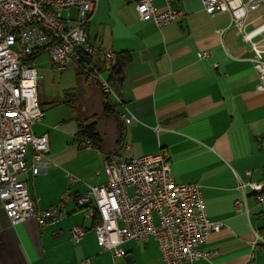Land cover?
I'll return each mask as SVG.
<instances>
[{
	"label": "crops",
	"instance_id": "1",
	"mask_svg": "<svg viewBox=\"0 0 264 264\" xmlns=\"http://www.w3.org/2000/svg\"><path fill=\"white\" fill-rule=\"evenodd\" d=\"M167 1L155 3L164 9ZM117 2H108L109 8ZM170 2L182 15L158 27L153 21L139 19L135 1L117 22L112 11L100 10L99 0L88 33L93 42L116 53H130L117 89L133 117L124 125L120 116L104 113L103 92L92 78L93 93L79 100L77 108L89 122L100 115L96 128L100 140L96 142L101 151H81V156H91L87 163L93 164L88 166V180L73 183L71 191L81 193L88 185L106 182L104 164L108 159L167 151L176 181L200 183L208 218L223 223L202 245L219 253L194 264H264V245H253L256 233L264 236V204L257 203L249 185L240 187L264 180V90L257 87L253 52L231 25L228 12L211 15L201 0ZM219 29H224L223 35ZM202 50L211 55L200 59ZM115 110L120 115L124 107ZM60 161L64 163L62 158ZM69 168L83 172L77 170L79 166ZM67 172L58 165L41 177L31 172L23 176L27 182L33 181L29 189L37 206L48 208L60 201L69 186ZM237 199L246 200L248 212L236 207ZM66 210L64 219L42 229L34 218L13 225L0 210V264H82L86 259L91 264H127V254L135 264H167L154 237L146 242L127 240L122 245L127 254L114 257L98 245L95 216H85L74 199L67 202ZM78 224L87 231L74 243L71 230Z\"/></svg>",
	"mask_w": 264,
	"mask_h": 264
},
{
	"label": "built area",
	"instance_id": "2",
	"mask_svg": "<svg viewBox=\"0 0 264 264\" xmlns=\"http://www.w3.org/2000/svg\"><path fill=\"white\" fill-rule=\"evenodd\" d=\"M141 21H153L158 27L175 22L182 11L167 1L159 9L155 0H131ZM211 14L228 12L231 25L249 43L251 61L258 72V89L264 90V20L248 29L247 18L264 6V0H201ZM99 0H0V210L11 224L34 218L42 229L67 216L66 204L74 199L85 216H95L94 231L98 245L110 250L114 257L125 256L127 240L157 239L167 264H194L211 259L218 250H205L202 245L223 223L208 218L198 182H177L167 151L144 154L128 159L106 160L107 181L88 185L86 191L73 193L71 185L83 183L67 172L69 186L58 203L48 208L36 205L24 175H40L51 166L48 133L38 134L46 108L39 97V71L34 59L49 52L58 71L70 64L83 68L96 80L103 93L124 107L120 120L124 125L133 114L123 102L115 86L102 69L112 63L116 52L101 42H93L88 33ZM73 9H75L73 11ZM264 19V13L260 16ZM257 19V18H256ZM224 34V29L218 30ZM209 50L198 52L208 58ZM107 73V74H106ZM55 127H58L56 125ZM81 148L101 151L98 143L87 135H79ZM251 171L248 174L251 175ZM255 192L257 203L264 204V180L246 182ZM239 210L248 212L245 199H237ZM87 228L75 225L71 230L74 243L80 242ZM264 245V236L256 233L253 245ZM82 264H91L86 259Z\"/></svg>",
	"mask_w": 264,
	"mask_h": 264
},
{
	"label": "rangeland",
	"instance_id": "3",
	"mask_svg": "<svg viewBox=\"0 0 264 264\" xmlns=\"http://www.w3.org/2000/svg\"><path fill=\"white\" fill-rule=\"evenodd\" d=\"M116 1L119 2L115 3V6L110 9L108 2L113 3ZM130 3H133V1L100 0L99 8L104 13L112 11L117 22H120L122 18H119V16H123L129 10L128 5ZM262 13H264V6L249 15L247 18L248 29L262 23L264 19L259 16ZM117 17L120 19L119 21ZM34 61L40 75L38 83L39 96L45 106H47L44 121L35 125L34 130L38 134L45 132L50 134L51 153L49 156L59 166H62L65 172L70 171L71 174L78 176L79 179L88 180L87 175L91 171L88 166L93 163H87V161H92L90 155L81 156V151H85L86 148L79 146L77 133L81 124H87L89 120L81 116L77 106L79 100L85 99L93 93L94 80L84 72L82 67L75 64L68 65L63 71H58L52 63L49 52L40 54ZM110 100L115 104L117 110L121 111L122 105L118 104L113 97ZM55 124H59L58 127H55ZM60 158L64 161L63 164ZM74 166H79L77 170L83 169V172L77 173L69 168ZM28 185L32 186L33 181H29ZM37 185H39V182L36 180ZM31 195L33 196V193Z\"/></svg>",
	"mask_w": 264,
	"mask_h": 264
},
{
	"label": "trees",
	"instance_id": "4",
	"mask_svg": "<svg viewBox=\"0 0 264 264\" xmlns=\"http://www.w3.org/2000/svg\"><path fill=\"white\" fill-rule=\"evenodd\" d=\"M130 58L131 55L128 51H121L116 53L114 62L103 64L102 69L105 72H108L109 80L115 86H117L119 83L122 82L124 68L127 62L130 60ZM103 96H104V106H103L104 113L116 114V116L119 117L120 115L116 113L115 110V104L110 100V98L105 93H103ZM42 105L45 107L44 104ZM99 118L100 115H95L94 119L91 120L89 123L87 124L82 123L80 126L79 135H87L95 141L100 140V134L97 132L96 129Z\"/></svg>",
	"mask_w": 264,
	"mask_h": 264
},
{
	"label": "water",
	"instance_id": "5",
	"mask_svg": "<svg viewBox=\"0 0 264 264\" xmlns=\"http://www.w3.org/2000/svg\"><path fill=\"white\" fill-rule=\"evenodd\" d=\"M127 264H135L133 260V256L131 254H127L125 257Z\"/></svg>",
	"mask_w": 264,
	"mask_h": 264
}]
</instances>
